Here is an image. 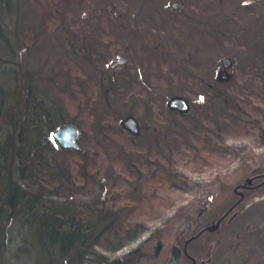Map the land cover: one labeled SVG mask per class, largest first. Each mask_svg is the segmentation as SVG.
<instances>
[{"label":"rangeland","instance_id":"374dc122","mask_svg":"<svg viewBox=\"0 0 264 264\" xmlns=\"http://www.w3.org/2000/svg\"><path fill=\"white\" fill-rule=\"evenodd\" d=\"M1 3L8 44L0 46V73L9 83L18 76L20 95L26 93L22 84L31 83L40 97L56 102L62 123L72 120L81 130L85 154L69 153L78 158L73 174L81 189L67 200L49 199L98 210L103 201L121 209V216L136 211L140 219L134 222L140 220L144 229L127 248L144 244L133 258L139 264H164L188 234L187 222L195 229L211 225L236 205L220 228L189 249L199 264H264V176H257L264 173V145L225 130V152L206 149L202 140L212 126L201 106L207 89L222 82L224 56L234 64L223 87L256 104V95L264 97L258 64L242 62L255 53L248 38L264 27V0H8L4 8ZM120 54L126 61L113 67ZM176 95L190 100L187 114L168 107ZM124 115L139 121V134L122 125ZM64 155L55 143L49 158L59 164ZM84 164L91 169L87 177L79 172ZM165 170L175 187L164 182ZM250 177L254 186L244 189ZM110 213H95L98 226ZM6 233L9 241L0 247L4 264H58L25 226L11 223Z\"/></svg>","mask_w":264,"mask_h":264},{"label":"trees","instance_id":"16d2710c","mask_svg":"<svg viewBox=\"0 0 264 264\" xmlns=\"http://www.w3.org/2000/svg\"><path fill=\"white\" fill-rule=\"evenodd\" d=\"M0 1L4 8L8 0ZM5 30L4 24L0 22V46L3 50L5 44H8ZM238 38L247 39L242 34ZM248 39L255 48V53L253 56L249 55L248 61L242 62L252 64V67L257 63L258 75L262 80L264 27ZM244 69L245 67L239 72L241 78L245 75ZM12 78L14 81L10 79L9 83L4 74L0 73V225H4L0 247H4L9 241L6 236L7 227L16 223L29 230L44 254L55 263L79 264L85 260L89 264L104 261L107 264H119L118 261L109 262L102 254L96 253L95 245L114 250L134 239L144 229L140 220L134 222V218L140 217L130 209L123 211L125 215L121 216V209L105 205L103 201L98 203L101 206L98 210L93 208L94 204H73L74 200H71L68 206H62L48 198L50 195H63L67 200L81 189L74 182L79 177L73 174L78 167V158L71 157L69 153H85L83 150L61 148L65 152L61 162H51L49 155L55 150L56 143L52 133L62 123L58 106L56 102L50 103L40 97L31 83H23L24 78L22 85L26 86V93L22 97L18 90L21 80L18 76ZM222 82L212 84L207 89L201 105L205 113L203 119L212 126L206 127L207 134L210 135L202 140L206 149L223 154L226 149L220 143L224 140L225 130L231 133L234 130L241 131L264 145V97L256 95L257 104L248 102L243 98L242 92H230V89L223 87ZM207 139L211 142L210 145H206ZM90 171L86 164L79 165V172H83V177H87L85 174ZM164 175V182L168 187H175L173 174L165 170ZM93 180H96L94 176ZM98 211L102 216L105 215L104 218L110 212L114 217L111 215L110 219L103 220L102 225L98 226L94 219ZM0 264H4L3 258L0 259ZM129 264L139 263L133 259Z\"/></svg>","mask_w":264,"mask_h":264},{"label":"water","instance_id":"95a60500","mask_svg":"<svg viewBox=\"0 0 264 264\" xmlns=\"http://www.w3.org/2000/svg\"><path fill=\"white\" fill-rule=\"evenodd\" d=\"M177 5L178 2L176 1L172 2V6L177 7ZM125 61H126L125 56L123 54H120L117 57V60L112 64V66L114 67L117 64L124 63ZM221 63H222L221 78L222 80H229L231 77L229 69L232 68L234 64V58H232L231 56H224L221 59ZM167 105L170 109L178 110L182 113L188 112L191 107L190 100L187 97L180 95L171 97L168 100ZM121 122L122 125L131 133L135 135L139 133L140 124L139 121L134 116L127 115L122 119ZM80 134H81V130L79 126L72 120L60 124L52 133L53 138L61 148L75 149L77 151H81L83 149L82 145L79 142ZM257 176H264V173ZM253 179L254 177L248 178L247 183L245 185H249V183H251ZM210 205L211 202L209 201L205 204L204 207L199 208V214H201L204 210L210 207ZM230 210H228L225 213V215H227L228 212H230ZM220 221L221 219H219L215 224L207 226L206 229L209 231L217 230L220 225ZM186 227L187 229H191L192 227L191 222H187ZM200 233L201 232H199L197 235H199ZM181 254H182L181 249L177 246H174L171 251L170 260L166 264H176L179 261Z\"/></svg>","mask_w":264,"mask_h":264},{"label":"flooded vegetation","instance_id":"af4514ba","mask_svg":"<svg viewBox=\"0 0 264 264\" xmlns=\"http://www.w3.org/2000/svg\"><path fill=\"white\" fill-rule=\"evenodd\" d=\"M259 177L260 176H258V178ZM255 178L252 180L251 183H249V185H243L242 187L244 189L252 188L254 186L253 182L256 180ZM263 182H264V180H263ZM238 202H240V201H238ZM234 206H236V205H232L231 208H233ZM231 208H229L228 210H230ZM230 212H231V210H230ZM230 212H228L227 215H225V213H223L222 215L217 217L215 222H213L212 224H215L219 219H221V221H220V224H221V222L227 218V216L230 214ZM201 214H199V216ZM231 217H232V215H231ZM207 226H209V225H204L199 229H195L192 226L191 229H187L188 234L186 236H184L181 240H179L177 242V244L172 246V248L174 246H177L182 251L180 259L176 264H178L184 258L187 260V262H191V264H199L197 257L195 255H193V253L190 251L189 246L194 240L201 237L204 233L210 232L209 230L206 229ZM219 227H220V225H219ZM199 232H201V233L199 235H197ZM134 239H132V240H134ZM130 241L131 240L126 241L123 245H121L120 247H118L114 250H107V249H104L103 247H101L100 245H95V252L102 254L104 256L105 260H108L109 262L110 261H118L119 264H129L132 261V259L134 258V256H136L140 252H142V246L144 245V244H137V246L135 248H127L129 246L128 244ZM157 246H158L159 250L162 249V247H163L162 245H157ZM172 248H171V251H172ZM107 254H112V256H110V258H107ZM170 256H171V252H170ZM170 256H169V259L167 260V262L170 260ZM106 262L107 261H104L103 263H94V264H107ZM167 262H165L164 264H166ZM79 264H89V263L85 260L84 261L82 260V261H80Z\"/></svg>","mask_w":264,"mask_h":264}]
</instances>
